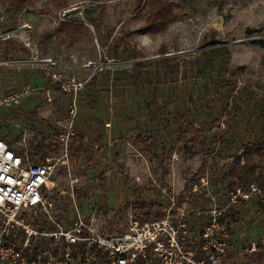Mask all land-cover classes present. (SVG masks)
I'll use <instances>...</instances> for the list:
<instances>
[{"label":"rangeland","instance_id":"obj_1","mask_svg":"<svg viewBox=\"0 0 264 264\" xmlns=\"http://www.w3.org/2000/svg\"><path fill=\"white\" fill-rule=\"evenodd\" d=\"M168 1L175 18L148 33L136 31L148 0H0V94L50 83L47 69L88 75L83 62L112 60L76 100L56 89L49 102L0 107V130L35 158V145L74 132L47 190L63 221L73 201L105 232L144 217L143 201L148 218L168 207L224 209L234 228L221 264H264V249L251 247L264 239V0ZM62 22L81 26L68 33ZM246 147L258 178L230 185L227 170ZM70 176L85 196L69 203ZM250 183L261 194L244 199L237 188Z\"/></svg>","mask_w":264,"mask_h":264},{"label":"built area","instance_id":"obj_2","mask_svg":"<svg viewBox=\"0 0 264 264\" xmlns=\"http://www.w3.org/2000/svg\"><path fill=\"white\" fill-rule=\"evenodd\" d=\"M126 1V0H107ZM53 65L50 58L45 60ZM112 61L89 60L87 74H63L47 69L51 86L22 85L17 90L0 94V107L17 105L38 96L41 102L52 100L55 88L76 100L97 72ZM74 113V108L71 110ZM72 130L57 135L59 153L37 158L19 154L0 136V264H221L224 253L232 246L233 222L223 218L224 209L209 214H187L183 208L163 210L160 217L132 215L123 228L101 231L83 216L75 201L74 215L68 222L54 213V203L46 196L52 176L67 165L69 137ZM74 197L77 177L70 176ZM237 192L244 199L261 194L250 183ZM204 215L203 218L200 216ZM259 241H264L263 238ZM251 242L252 250L257 244Z\"/></svg>","mask_w":264,"mask_h":264},{"label":"trees","instance_id":"obj_3","mask_svg":"<svg viewBox=\"0 0 264 264\" xmlns=\"http://www.w3.org/2000/svg\"><path fill=\"white\" fill-rule=\"evenodd\" d=\"M17 1V0H16ZM21 1V0H20ZM148 5L150 6V12L148 18L146 19L144 25L140 26L136 31H142V32H148V33H157L162 30H164L167 26V24L172 21L175 18V15L172 13V7L170 6V2L168 0H148ZM62 28H64L68 33L70 31H73L74 29H77L80 27V24H73V23H66L62 22L61 24ZM140 64V63H139ZM144 64L142 63V66ZM190 129H193L196 132H200L198 128L194 129L193 125L190 126ZM59 132H56V135ZM0 136L3 137L11 146V140L5 138L4 133L0 130ZM78 136V137H77ZM75 139L82 140L81 135L74 136ZM57 139V136H56ZM193 141H195L194 138H191ZM15 140V139H14ZM80 140V141H81ZM57 141L48 140L42 141L41 143H38L34 146V154L39 156H44L48 154L49 152L53 151L56 152L59 147H57ZM72 146V143H71ZM70 146V147H71ZM260 146L255 147L256 150H259ZM74 150L78 151L77 154L81 153L83 151V147L80 144L77 146H74ZM17 153L22 154L20 151L15 150ZM52 152V153H53ZM33 155V154H32ZM31 154L30 156L33 157ZM258 166L257 161L255 160L253 156V150L251 148H245L243 150V153L235 155L228 170L227 175L232 178V181L230 185H236L240 182L244 183L245 185L248 184V180L250 179H257L258 176L255 175L256 167ZM237 182V183H236ZM74 190V189H73ZM46 196L49 198H53L51 195H49L46 191ZM74 194H76L77 197L79 196H85V192L81 188H75ZM64 198H67V201L70 203L71 196L69 194H66L63 196ZM65 201H63L62 208L65 212H68L70 209V204ZM145 201L140 203L139 207H146L147 209L143 211L145 216H149L152 212L150 209V206H148ZM154 217H160L164 214L163 211L156 210L153 211ZM58 218H65V215L62 213L57 214ZM144 216V217H145ZM225 218V215L223 216ZM67 220V219H66ZM68 222V220L66 221ZM258 247H262L264 249V243H258Z\"/></svg>","mask_w":264,"mask_h":264},{"label":"crops","instance_id":"obj_4","mask_svg":"<svg viewBox=\"0 0 264 264\" xmlns=\"http://www.w3.org/2000/svg\"><path fill=\"white\" fill-rule=\"evenodd\" d=\"M87 61H89V60H87ZM87 61H85V62H83L82 63V66H84V67H87V68H89L88 66H86V62ZM88 70H90V68L88 69ZM79 74H81V73H79ZM83 74V73H82ZM94 76V75H93ZM93 79V77L91 78V80ZM90 80V81H91ZM90 81H89V83H90ZM89 83L85 86V87H87L88 85H89ZM52 84H51V82L50 83H48V84H42V86H51ZM90 86H94V84H91L90 83ZM57 88H55L54 90H53V93H52V96H53V94H54V91L56 90ZM28 99H31V98H27L26 100H28ZM26 100H24V101H26ZM106 124H108V123H106ZM64 131H66V130H64ZM73 132V131H72ZM74 133V132H73ZM73 133L71 134V135H73ZM72 137V136H71ZM57 151H59V149H57ZM59 153V152H58ZM62 166H65V165H62Z\"/></svg>","mask_w":264,"mask_h":264}]
</instances>
